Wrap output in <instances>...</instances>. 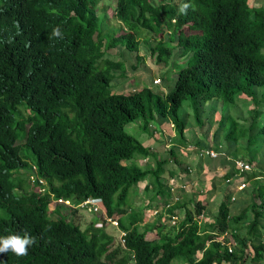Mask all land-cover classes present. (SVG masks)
<instances>
[{
    "label": "trees",
    "instance_id": "obj_1",
    "mask_svg": "<svg viewBox=\"0 0 264 264\" xmlns=\"http://www.w3.org/2000/svg\"><path fill=\"white\" fill-rule=\"evenodd\" d=\"M99 1L0 0V237L27 232L36 238L25 256L0 253V264H262L264 123L258 124L256 117L264 95L258 90L264 88V4L116 0L115 16L125 30L117 34L114 28L102 32L107 15L105 9L96 13ZM182 3L192 6L187 14L178 11ZM159 25L168 29V40L149 33L144 42L151 53L158 52V61H166L174 47L164 43L176 41L185 65L174 86L162 93L148 86L129 93L112 91V69L124 64L109 59L108 48L136 53L142 28L159 33ZM57 27L62 38L52 35ZM240 94L259 105L252 108L255 115L241 123L242 115L220 112L213 131L220 157L214 162L203 151L211 145L197 143L204 158L193 165L180 153L189 144L188 113L180 112L183 100L192 99L201 126L208 100L236 104ZM218 111L215 105L208 108L210 115ZM138 118L151 136L173 128L168 155L155 154L125 130ZM21 137L22 145L17 143ZM23 146L30 155L22 153ZM139 158H147V165H140ZM236 159L248 161L253 169L240 172ZM169 161L173 168L166 169ZM216 166L223 169L218 182ZM204 167L213 171L210 190L221 196L211 220L198 217L205 208L203 190L182 189L178 195L170 183L177 171L188 178ZM30 173L44 179V192L30 182ZM239 177L247 185L237 190L234 180ZM141 181L147 182L148 202L159 198L171 205L140 227L148 202L135 205L133 198L140 195ZM87 197L102 198V208L126 233L124 244L117 241L118 247L109 250L115 237L95 223L97 216L82 228L61 213V205L54 209L57 216L51 215L53 198L78 205ZM175 209L183 210V217L171 224ZM153 229L156 240L146 237ZM225 231L235 241L231 251L218 240Z\"/></svg>",
    "mask_w": 264,
    "mask_h": 264
},
{
    "label": "rangeland",
    "instance_id": "obj_2",
    "mask_svg": "<svg viewBox=\"0 0 264 264\" xmlns=\"http://www.w3.org/2000/svg\"><path fill=\"white\" fill-rule=\"evenodd\" d=\"M159 0H156L158 2ZM168 1H176V0H168ZM115 5H116V0H100L96 6V13L99 14L105 9L107 17L105 18L104 21V26L102 29L103 33H109L112 28L117 29V34H122L125 32V30L122 29V23L116 18L115 16ZM102 17L101 14L99 18ZM152 24H155L154 22ZM159 33L156 32H151L146 30L145 28H142L143 31H141L138 35L139 39V46H138V51L135 52H129L125 47H111L108 48L107 50V57L111 59L112 61L117 62H123L124 68H113L112 73L114 74V79L111 82V88L112 91L116 93H129L133 90H140L144 86H148L152 88L155 91H158L160 93L167 92L169 89H171L174 86V80L177 75L178 70L185 65V60H180L182 57L178 54V45H176V41L172 43H167L165 42L164 45H172L174 49L172 50V54L169 56L166 61H158L157 60V54L158 52L155 51L154 53H151L149 50L148 46L144 42L145 36H147L149 33H151V36H155L157 40L161 39L164 41L168 40V29L165 28L164 25L158 26ZM184 31L190 32L188 30V25L184 26ZM156 42V41H155ZM155 42H152V46L155 45ZM167 43V44H166ZM261 53H264V48L261 50ZM103 66H106V63L103 62ZM258 90H264V88L258 87ZM239 100L236 102V104L232 103H225L219 98H213L211 100H208L204 105L203 109L204 111L201 113V118L203 120V125L198 126L196 121H195V115L193 113V109L191 107V98H186L183 100L182 107L180 109V112L183 114L187 112V120L189 122V128L185 131V137L188 141V145L182 147L183 150L181 149V154L186 153L187 156L190 157V160L193 165H195L200 157L199 155V146L197 143H202V144H210V148H205L203 149H212L215 152H217V144L214 143V136H213V131L216 128L217 125V119L219 118V113L222 111H228L230 114H233L234 116H241L244 119H240L239 122L244 123L250 122L251 119L249 117L255 115V110L252 108H259V105H257L255 102L250 100L246 95L240 94L239 95ZM259 101H261V106H260V113L257 115L256 118L258 124L264 123V95L263 97L260 96ZM213 105H215L218 108V112L210 115L208 113V108H211ZM23 113L25 115L28 114V111L26 109L23 110ZM246 119V120H245ZM142 122L143 120L141 118H138L136 120H132L128 122L125 125V130L136 137L137 139L141 140L144 145L150 146L151 150L158 155H168V150L172 146L171 138L174 136V130L172 127H170L169 130L164 129V131L160 132L157 131L154 133L153 136L149 135L148 132H144L142 130ZM191 123V124H190ZM167 124V123H166ZM165 124V125H166ZM24 142V138L21 137L17 143L22 145ZM21 151L23 154L30 155V152L28 149L23 146L21 148ZM188 157V158H189ZM220 157L216 156L213 157L214 162L215 160ZM204 158V157H203ZM31 161V158H29ZM146 158H139L138 163L140 165H144L146 162ZM154 164V162H153ZM183 164V163H182ZM179 166H183L179 164ZM173 168L172 166V161H169L168 164H166V169H171ZM210 167H204L201 169L200 172H197L195 169L190 177L186 178V180H182L183 182H179L182 185H185L184 191L188 193L189 191H194L198 192L203 190L202 193V198L204 200H207L208 207L205 208V215H206V220H210L212 217V213L216 212L218 208V204L220 201V193L218 190L215 192L210 190V186L212 184V176L213 173L216 175L217 179L216 182H218L219 175L223 172V169H220V166H216L213 168L215 172L212 170H209ZM30 170L28 169V172ZM213 172V173H212ZM181 177H185V173L180 174ZM187 177V176H186ZM29 184V183H28ZM145 184L144 181H141L138 183V190H140L143 185ZM182 193V192H181ZM180 193V194H181ZM134 194L133 191L129 193L128 199L132 197ZM206 195L204 197V195ZM236 196V195H235ZM139 197V196H138ZM138 197L134 196L133 201L135 205L138 204H146V203H141L142 201L138 199ZM158 199V198H157ZM146 199L144 198L143 202ZM160 203V200H157ZM151 206H157V208L162 207V204L156 205L155 203L149 202L148 203V211L143 210L144 218L143 221L140 223L143 225L144 223L152 222L153 218L156 217V214L153 215L151 214L153 208L149 207ZM54 204L51 205V208H54ZM192 208V205H190ZM160 210V209H158ZM60 211L62 214H64L65 217L68 219H71L75 223H78L82 228H86L91 220L93 219L92 217L94 216L93 214L83 210L82 208H74L72 209L71 207L66 206V204H63L60 206ZM232 211L234 213L237 212V209L233 207ZM179 216L182 217L184 211L180 210ZM52 216H57L54 213H51ZM167 225V224H166ZM168 226V225H167ZM108 233L112 234L115 239L113 242L110 244L109 250H114L118 246V230L113 226V224L107 225V230ZM116 234V235H114ZM146 237L148 239L156 240L158 238L156 234V230L153 229L152 231H149L146 234ZM120 251V250H119ZM122 251H120L121 253ZM198 256H200V253H198ZM129 264H134L132 261L129 262ZM171 264H180L178 260H174ZM248 264H253L252 261L248 260ZM264 264V261L263 263Z\"/></svg>",
    "mask_w": 264,
    "mask_h": 264
},
{
    "label": "clouds",
    "instance_id": "obj_3",
    "mask_svg": "<svg viewBox=\"0 0 264 264\" xmlns=\"http://www.w3.org/2000/svg\"><path fill=\"white\" fill-rule=\"evenodd\" d=\"M190 7H192L190 4H188V3H182L180 6H179V9H178V11H179V13L180 14H187V10L190 8ZM99 15V14H98ZM52 35L54 36V37H60V38H62V33H61V30H60V28L59 27H57V28H54L53 29V32H52ZM217 153V152H216ZM217 155H218V153H217ZM216 155V156H217ZM215 156V157H216ZM252 165V164H251ZM253 166V165H252ZM253 169V168H252ZM251 171V170H250ZM248 172V171H247ZM239 178H241V177H239ZM41 179H43L42 177H41ZM44 180V179H43ZM180 182V181H179ZM179 182H177L176 181V179L175 178H171L170 179V183H171V190H172V192L173 193H177L178 195H179V192H181L182 191V189L184 190V188H185V185H182L181 183H179ZM181 182H183V181H181ZM247 183V182H246ZM247 185V184H246ZM44 186V185H43ZM235 186H236V189L237 190H240V189H238L237 188V182L235 183ZM186 189V188H185ZM243 189V188H242ZM44 192V191H43ZM87 198H91V197H87ZM98 198H100L101 199V202H100V206H101V209H100V211L99 212H97V213H92V212H89V213H91V214H93L94 216H97V217H99V220H96L95 221V223L97 224V225H99V223L102 225L103 224V226L106 228V230H107V225H110L111 223L110 222H108L107 221V217H111V216H109L108 214H107V212H106V210H104L103 208H102V204H103V200H102V198L101 197H98ZM56 199H58V198H53L51 201H50V203L48 204L49 205V210L51 211V213L53 212L54 213V209H55V207L57 206V205H63L64 203H54V201L56 200ZM63 199V198H62ZM86 199V198H85ZM84 199V200H85ZM64 200H69V199H64ZM158 200H160L159 198H158ZM176 200H178V196L175 194V196H174V201H176ZM69 202H70V205H67L66 204V206H68V207H71L72 209H74V208H76V207H78V208H81V207H79V204L82 202H80L78 205H73L72 203H71V201L69 200ZM160 203L162 204V207H160V208H157V206H151V205H149V207H151V208H153L154 210H152V212H151V214H153V215H155V214H157L158 213V209H160L161 211H165V209L166 208H168V207H170V205H171V203H167V204H165V205H163V202H162V200H160ZM52 204H54L55 206H54V208H51V205ZM156 204V203H155ZM148 208V207H147ZM84 210V209H83ZM86 211V210H85ZM180 210L179 209H175L174 210V212H176L175 213V215H177V219L178 218H182V217H180L179 216V214H180V212H179ZM88 212V211H87ZM54 214H56V213H54ZM98 214H99V216H98ZM202 215V216H201ZM201 215H199L198 217L199 218H203V219H205L204 218V213L203 214H201ZM94 216L92 217V218H94ZM67 218V217H66ZM113 218V217H112ZM172 218V217H171ZM171 218L169 217V219H168V221L171 223V224H174L175 222H176V220H175V222L174 223H172L171 222ZM114 219V218H113ZM117 220V219H116ZM117 223H118V221H117ZM117 230H118V238H119V242L121 243V244H124L125 243V231L123 230V229H121L120 227H119V224L117 225V226H114ZM121 232H123L124 233V235H123V238H124V241H122V238H121ZM225 232H227L228 234H229V236L232 238V236H231V234H230V232L229 231H225ZM225 232H223L221 235H223ZM114 235H116V234H114ZM116 235V236H117ZM221 235L218 237V240H221V239H219L220 237H221ZM229 236H226L225 238H223V240H221L225 245H227L226 244V242L227 241H229ZM232 240L234 241V239L232 238ZM36 242V238L35 237H33V236H31V235H29L27 232H25V234L23 235V236H21V235H19V234H10V235H7V236H2V237H0V253H7V252H9V251H11V252H13L14 254H16L17 256H25V255H27L28 254V249H29V247L30 246H32L34 243ZM235 242V241H234ZM228 247V246H227ZM233 247V246H232ZM212 263H216V262H212ZM217 264V263H216Z\"/></svg>",
    "mask_w": 264,
    "mask_h": 264
},
{
    "label": "built area",
    "instance_id": "obj_4",
    "mask_svg": "<svg viewBox=\"0 0 264 264\" xmlns=\"http://www.w3.org/2000/svg\"><path fill=\"white\" fill-rule=\"evenodd\" d=\"M203 151L205 154H208L211 157H215L217 155V153L212 149H204ZM235 164H236L237 168L240 170V172L241 171L242 172L250 171L253 168V166L248 161H245L242 159H236ZM29 179H30L31 183H38V190L40 192L44 191L43 179L39 178L35 173H30ZM234 182H237V188L238 189L244 188L247 184L246 181L242 180L241 178L234 180ZM232 199H233V197H232ZM100 202H101V199L98 197L86 198L85 200H83L79 204V207H81L82 209H84L88 212L97 213L101 209ZM54 203H64V204L70 205L69 200H64L62 198L56 199L54 201ZM176 219H177V215H173L171 218V222L174 223ZM107 221L110 222L111 224H113V226L118 225L117 220L113 219L112 217H107ZM99 225H101V224L99 223ZM123 235H124V233L121 232L122 241H124ZM226 236H229V234L227 232H225L223 235H221V237L219 239L223 240V238H225ZM229 238L230 239H229V241L226 242V244L228 246V251H231L232 246L235 244V242L232 240V238L230 236H229ZM211 264H216V263H211Z\"/></svg>",
    "mask_w": 264,
    "mask_h": 264
},
{
    "label": "crops",
    "instance_id": "obj_5",
    "mask_svg": "<svg viewBox=\"0 0 264 264\" xmlns=\"http://www.w3.org/2000/svg\"><path fill=\"white\" fill-rule=\"evenodd\" d=\"M250 1V3L252 4V5H254V6H260V5H262V4H264V0H249ZM148 146V145H147ZM150 147V146H149ZM144 159V158H143ZM147 159V158H146ZM146 163L143 165V166H146L147 165V161H145ZM149 164V163H148ZM176 173V179L177 178H180L181 179V181L182 180H186V176L184 177H181L180 176V174H181V172H175ZM145 182V184L147 183L146 181H144ZM145 184L143 185V187L139 190V194L140 195H138L139 197H138V199H140L142 202L141 203H147L148 202V200H147V198L144 196V186H145ZM206 195H204V197H205ZM144 198H146V200L143 202V200H144ZM201 199H202V203L204 204V206H205V208H207L208 207V204H207V200H204V198H202L201 197ZM158 200V199H157ZM157 200H154V201H152V203H156V205H158V204H161V203H159ZM149 203V202H148ZM204 208V218L206 219V215H205V211H206V209ZM146 211H148V209L146 208L145 209ZM210 220H211V218H210ZM223 264H227V263H223Z\"/></svg>",
    "mask_w": 264,
    "mask_h": 264
}]
</instances>
